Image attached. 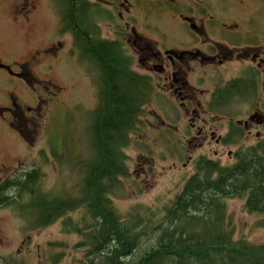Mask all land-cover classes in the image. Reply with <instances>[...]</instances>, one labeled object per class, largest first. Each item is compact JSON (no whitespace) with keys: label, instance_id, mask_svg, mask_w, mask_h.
Returning a JSON list of instances; mask_svg holds the SVG:
<instances>
[{"label":"flooded vegetation","instance_id":"flooded-vegetation-1","mask_svg":"<svg viewBox=\"0 0 264 264\" xmlns=\"http://www.w3.org/2000/svg\"><path fill=\"white\" fill-rule=\"evenodd\" d=\"M56 1L60 7L66 4L65 0ZM85 1L89 6L88 17L99 27L98 30L94 26L93 31L99 39L110 40L115 45L120 62L118 73L126 77L144 75L154 87L149 103L144 106V111L149 109L148 116L136 131H142L149 138L148 142L171 132L170 142L181 147L186 158L183 167L192 165L193 168L198 157L234 160L237 150L264 142V0ZM74 4L75 1H71V5ZM238 6L245 8L246 16L238 13ZM161 12L169 17L171 25H176L175 32L155 30L153 16ZM140 22L143 23L141 29ZM102 24L106 25L107 32L110 30L107 37L102 36ZM61 29L60 23V32ZM68 33L72 42L68 52L75 61H84L85 75L90 78L93 90L97 88L99 104L105 70L92 45L85 48L83 55L74 45V34L65 32ZM154 33L158 37H152ZM62 48L59 40L50 42L44 49L31 52L26 60L18 61L20 67L16 70L0 60V98L8 100V103L0 100V120L13 132L8 130L13 139L24 144L36 165L20 174H11V167L3 165L0 169L8 173L0 176V183L36 169L39 171L38 143L36 145L35 139L29 136L39 131L37 124L44 113L43 96L36 91L45 80L39 77L33 62L37 53L39 65L40 52L42 56L53 55L58 60ZM47 66V70L54 69L52 63ZM2 72L20 81L4 82ZM26 84L33 90L31 95L26 94ZM158 94L167 105L170 100L178 101L177 110L170 106L171 111L165 107L162 110ZM168 114L175 118L174 123L166 121ZM164 127L168 131H164ZM148 131H155L157 137L149 135ZM138 156L145 154L138 152ZM56 158L71 164L75 154L70 144L67 148L62 142V151ZM14 160L19 166L23 162L19 157ZM141 169L140 175L147 177L145 164Z\"/></svg>","mask_w":264,"mask_h":264},{"label":"trees","instance_id":"trees-1","mask_svg":"<svg viewBox=\"0 0 264 264\" xmlns=\"http://www.w3.org/2000/svg\"><path fill=\"white\" fill-rule=\"evenodd\" d=\"M65 1L63 32L74 34L83 55L92 45L105 70L92 132L95 157L78 196L43 190L39 168L0 183V206L18 203L34 228L62 219L64 232L81 237L76 244L84 251L81 264H264V242L234 238L227 205L229 199H242L246 213L264 216V142L237 150L231 165L198 157L194 172L161 215L136 204L124 214L118 211L111 186L116 181L118 188L121 177L129 175L125 149L154 87L144 75L118 73L115 45L93 31L99 27L88 17V3ZM10 191L17 194L10 198ZM144 240L150 241L145 253L128 260Z\"/></svg>","mask_w":264,"mask_h":264},{"label":"rangeland","instance_id":"rangeland-1","mask_svg":"<svg viewBox=\"0 0 264 264\" xmlns=\"http://www.w3.org/2000/svg\"><path fill=\"white\" fill-rule=\"evenodd\" d=\"M56 3V0H0V60L16 70L20 67L19 62L26 60L31 52L40 51L57 40L63 45L60 51L64 49V53L59 52L58 60L53 55L42 56L40 52L38 65L37 53L35 55L33 66L39 71V77L45 80L36 91L43 96L44 113L37 124L39 131L32 132L29 137L35 139L36 145L38 143L39 168L43 174L40 185L43 190L62 196H78L88 173V164L95 157L92 124L98 104L97 88L93 90L90 78L85 75L84 61H75L68 52L72 45L71 36L60 32L62 14L61 7ZM237 10L241 16H246L245 8L238 6ZM161 13L153 16L156 19L155 30L175 32L176 25H171L169 17ZM98 23L101 27L100 20ZM142 25L140 22V29ZM105 27L102 24V36L107 37L110 30L107 32ZM151 36L158 37L156 33ZM48 63L54 64L53 70H47ZM2 73L1 80L4 82L20 81L7 72ZM25 88L26 94L31 95L32 88L28 84ZM158 95L162 110L164 107L168 111H171V107L177 110L178 101L172 103L170 100V105H167ZM0 100L8 103L4 97ZM148 112L149 109L145 108L141 117L143 122ZM170 114L166 116V121L174 123L175 118ZM8 130L13 134L7 124L0 120V168L6 165L7 168L11 167V174H20L36 165L30 160L32 154L26 153L24 144L13 139ZM164 131H168V128L164 127ZM140 133H131V144L125 149L129 157V175L121 178V188L112 199L123 214L136 204L161 215L194 169L192 165L183 167L186 158L181 147L170 142L173 139L171 132L166 137H160L161 140L150 142L142 131ZM148 133L157 137L155 131ZM62 142L67 148L70 144L75 154L71 164L64 163L62 159L59 162L56 158L62 151ZM138 152L145 156H138ZM15 157L22 159L20 166ZM221 162L231 164L233 160L222 159ZM142 164L148 170L147 177L140 175ZM7 173V170L0 169V176ZM27 200L24 197V202ZM227 205L234 238L245 237L250 242L263 243L264 216L246 213L240 199H229ZM80 240V235L63 231L62 219L47 227L34 228L30 214L27 210L22 211L18 203L0 206V264H81L84 251L76 245Z\"/></svg>","mask_w":264,"mask_h":264},{"label":"bare ground","instance_id":"bare-ground-1","mask_svg":"<svg viewBox=\"0 0 264 264\" xmlns=\"http://www.w3.org/2000/svg\"><path fill=\"white\" fill-rule=\"evenodd\" d=\"M134 131H137V128L134 130ZM121 178H123V177H121ZM121 180V179H120ZM121 184V183H120ZM117 187V182L116 181H114V183L112 184V186H111V191H110V194H113V193H115L117 190H119L121 187L119 186L118 188H116ZM116 189V190H115ZM115 191V192H114ZM17 193H15V192H13V191H10L9 192V194H8V196L11 198V197H13L14 195H16ZM112 196H114V194L112 195ZM24 199V198H23ZM115 205V204H114ZM57 222V221H56ZM146 243V244H143V243ZM150 241H147V240H144L140 245L137 243L136 244V247L134 248V250H133V252L130 254L131 256H130V258L128 259V260H132V259H134V258H138V257H140L141 255H143L144 253H145V251H146V247H147V245L148 244H150L149 243ZM141 247H143L142 249H141ZM95 258L96 259H98V258H100L101 259V254H100V252L99 253H95Z\"/></svg>","mask_w":264,"mask_h":264}]
</instances>
